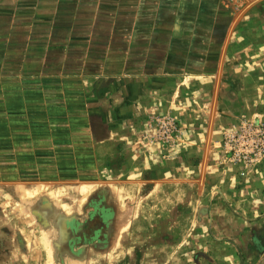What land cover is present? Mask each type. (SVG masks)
I'll return each instance as SVG.
<instances>
[{"label": "crops", "instance_id": "1", "mask_svg": "<svg viewBox=\"0 0 264 264\" xmlns=\"http://www.w3.org/2000/svg\"><path fill=\"white\" fill-rule=\"evenodd\" d=\"M261 55L264 0H0V200L16 196L17 232L38 229L28 192L60 209L51 197L67 192L15 181L97 177L85 191L114 186L118 200L188 180L208 190L198 211L228 213L197 225L209 264H264V163L241 181L218 154L225 128L264 116ZM159 115L182 143L142 137Z\"/></svg>", "mask_w": 264, "mask_h": 264}, {"label": "rangeland", "instance_id": "2", "mask_svg": "<svg viewBox=\"0 0 264 264\" xmlns=\"http://www.w3.org/2000/svg\"><path fill=\"white\" fill-rule=\"evenodd\" d=\"M257 1L235 0V5L237 11L244 12ZM261 57L264 55L256 56V59ZM249 86L251 89L255 87L254 83ZM247 120H264V116ZM231 126L224 129L219 141L221 166L229 168L227 171L236 179L246 181L248 177L258 173L259 165L264 163V156L248 167L229 161L224 152L223 136ZM182 134L184 140L183 131ZM15 182L21 185L38 184L43 190L47 187L59 188L62 193H67L61 197H51L60 201V209L58 206L51 207L40 196L36 197L41 199L38 204L35 196L28 192L25 197L31 200L26 206L28 209L31 207L37 216L27 211L29 219L31 218L29 223H33L38 229L30 232L25 222V227L21 228L25 233L23 235L17 232L20 226L13 220L18 214L16 196L8 195L0 200L8 213V220L3 226L5 228L0 229V264H209L211 261L203 254L208 251V248L204 249L207 243L203 242L207 231L197 225L204 226V223L211 221V217L225 218L228 214L198 211L200 206L204 207L208 203V190L203 189L202 194H196L200 184L196 185V182L188 180L183 183V190L177 189L178 183L175 182L155 181V190L149 195L144 193L146 185L143 184L142 195L132 196L127 189L128 195L119 196L118 200L114 198V186L107 194L106 186L96 188L99 190L95 192L93 187L85 191L84 184L94 183V187H97L95 185L108 182L97 177L76 180L25 179ZM149 184L151 185L150 182ZM80 186L81 195L78 192ZM11 190L14 194V188ZM68 191H74L76 196L73 197ZM73 200L78 211L79 204L83 206L79 207V212L70 210ZM119 202L121 210L118 212L115 204ZM136 204L138 210L134 213L131 208ZM232 214L230 213L231 217ZM25 228L27 229L24 230Z\"/></svg>", "mask_w": 264, "mask_h": 264}, {"label": "built area", "instance_id": "3", "mask_svg": "<svg viewBox=\"0 0 264 264\" xmlns=\"http://www.w3.org/2000/svg\"><path fill=\"white\" fill-rule=\"evenodd\" d=\"M182 131L174 117L159 115L147 124L142 137L148 143H171L173 140V143L178 145L183 142ZM224 134V152L232 163L248 167L264 156V120L241 119Z\"/></svg>", "mask_w": 264, "mask_h": 264}]
</instances>
